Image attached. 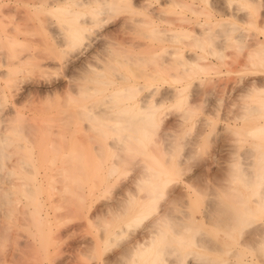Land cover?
Instances as JSON below:
<instances>
[{
    "label": "rangeland",
    "instance_id": "rangeland-1",
    "mask_svg": "<svg viewBox=\"0 0 264 264\" xmlns=\"http://www.w3.org/2000/svg\"><path fill=\"white\" fill-rule=\"evenodd\" d=\"M83 1L0 0V264H264V0Z\"/></svg>",
    "mask_w": 264,
    "mask_h": 264
},
{
    "label": "bare ground",
    "instance_id": "bare-ground-1",
    "mask_svg": "<svg viewBox=\"0 0 264 264\" xmlns=\"http://www.w3.org/2000/svg\"><path fill=\"white\" fill-rule=\"evenodd\" d=\"M68 2V1H67ZM87 1L85 0V1H83V3H86ZM106 2H109V0H100V2L98 3V5L95 7V8H93L89 13H90V22H99V20L101 21V18H100V14H102V13H104V12H106V10H107V5H109V7H110V4H106ZM81 4V3H80ZM65 9V8H64ZM91 9V8H90ZM65 10H67V9H65ZM109 10V9H108ZM70 12H73V13H75L76 14V11H72V10H69ZM87 12V11H86ZM79 14V13H78ZM72 19V18H71ZM80 22H82V20H80ZM74 23V22H73ZM76 23V22H75ZM86 25H87V23H86ZM85 26V25H84ZM66 27V26H65ZM78 26L77 25H75V24H71L70 25V29L72 30L71 31V33H70V41H71V43H73V44H75V45H77V44H82V42H83V33L82 32H80L79 30H81L82 31V29H86L85 27H82V28H80L79 30H78V28H77ZM88 28V27H87ZM90 29V28H89ZM153 29H155V28H153ZM90 87V86H89ZM89 87H87V89H89ZM138 87H139V85H138ZM143 87H144V85H143ZM136 88H137V86H136ZM140 88V87H139ZM123 89H125V88H123ZM141 89V88H140ZM126 90V89H125ZM124 90V91H125ZM131 90H133V89H131ZM176 90H178V88H176ZM179 90H181V89H179ZM126 92H129V91H126ZM134 92H135V89H134ZM181 92V91H180ZM180 92L178 93V94H180ZM132 93V91L130 92V94ZM175 93L177 94V92L175 91ZM116 94H117V92H116ZM126 94V96H127V94L128 93H125ZM175 94V95H176ZM118 95V94H117ZM129 95V94H128ZM133 95V94H132ZM131 95V96H132ZM116 96V95H115ZM121 96H123V94L121 95ZM125 96V95H124ZM125 96V97H126ZM163 102V99H159V100H153V99H151V95H144L143 97H141L139 100H136L135 99V102H133L132 103V105L131 106H126V105H124L121 109H119V111H120V113H125V112H127V111H130V108H132V107H134L135 106V108L137 109V110H139V111H144L143 113L144 114H146L145 113V111L146 110H149V111H146L147 112V114H146V116H144V118L145 117H147V116H149L150 115V117L151 116H153V114H154V112H155V109H156V107H157V105H159V104H161ZM127 104V103H126ZM160 108V107H159ZM104 110V109H103ZM110 111V110H109ZM104 112H106L107 113V111L105 110ZM149 114V115H148ZM133 115V114H132ZM127 116V115H126ZM137 116H138V114H137ZM140 116V115H139ZM131 117H134V118H136V116H131ZM263 117H264V115H263ZM124 118V117H123ZM126 118V117H125ZM133 118V119H134ZM149 117H147V119H148ZM128 119V118H127ZM146 119V118H145ZM151 119V118H150ZM149 120V119H148ZM141 121H143V119H142V117H141V119L140 118H137V120H133V121H131V120H129V124L130 125H136V124H138V123H140V125H138V126H141ZM153 121V120H152ZM120 123V122H123V120H120V119H118V121H117V123ZM118 123V124H119ZM127 123V124H128ZM152 123V122H151ZM143 124V123H142ZM120 125V124H119ZM145 125V124H144ZM121 126H124V125H122L121 124ZM137 126V127H138ZM262 126H264V123L262 124ZM120 127V126H119ZM132 127V126H131ZM144 127V126H143ZM124 128V127H123ZM126 128L128 129V128H130L129 126L127 127L126 126ZM136 128V127H135ZM141 128V127H140ZM139 127H138V129H140ZM120 129V128H119ZM261 129V128H260ZM120 130H123V129H120ZM144 132V131H143ZM260 134V133H259ZM145 135V134H144ZM125 140H127V139H125ZM129 140V139H128ZM140 140V139H139ZM141 143V142H140ZM120 145H122V144H120ZM118 147V145H116L115 144V148H117ZM117 149H121V150H124V149H126V148H123V147H118ZM153 183V182H152ZM154 185V184H153ZM137 193V192H136ZM135 193V194H136ZM133 194H134V192H133ZM142 194V193H141ZM140 194V195H141ZM132 195V194H131ZM133 196V195H132ZM139 196V195H138ZM130 197V196H129ZM141 197V196H140ZM261 201H260V205L262 204L263 205V197H261L260 196V198H259ZM256 200V199H255ZM258 200V199H257ZM259 201V200H258ZM146 203V202H145ZM148 205V204H147ZM220 209V208H219ZM242 209L243 210H241V212L243 213V218H244V221L246 220V218H247V216L248 215H250L249 213H250V210H249V207L247 206V205H245V206H243L242 207ZM161 211V210H160ZM221 211L222 212H224L223 214V217L222 218H226V221L227 222H230V221H232L233 220V215H235L233 212H232V214H231V211H229V209L228 208H224L223 206L221 207ZM239 213V212H238ZM146 214H147V212H146V205L144 204V206L142 207V209L141 210H139V213L132 219L133 221H135V222H140L141 220H143V218H145V216H146ZM239 214H241V213H239ZM251 214H252V212H251ZM164 213L162 212L161 214H159V212H157V214L154 216V218L152 219V221H151V223H150V225H151V227H153L154 229H152L151 230V232L149 233V235L151 236V238L153 237L154 238V236H155V234H156V232H157V229H159V227H160V224H162V221H164L165 222V220H166V218H163L164 217ZM165 216H167V215H165ZM183 216V215H182ZM209 216H211V214H209ZM237 216L235 215L234 216V219L236 218ZM241 217V216H240ZM176 218L177 219H180V217L179 216H176ZM239 218V217H238ZM165 219V220H164ZM241 219V218H240ZM183 220V219H182ZM243 221V220H242ZM246 222H247V220H246ZM259 223H261L262 224V222H259ZM178 225H180L181 227H183V225L182 224H179L178 223ZM258 225V224H257ZM255 229V231L253 232L255 235H259V236H263V234H264V224L263 225H260L259 224V226H258V228L256 229V227L254 228ZM177 232H179L178 230L176 231V233ZM252 232V231H251ZM155 233V234H154ZM249 234H251V233H249ZM249 236V235H248ZM251 236H252V234H251ZM254 237V236H253ZM150 238V239H151ZM152 238V239H153ZM250 238V237H249ZM255 238V237H254ZM257 238V237H256ZM256 238H255V240H253V241H256ZM259 238V237H258ZM151 239V240H152ZM248 239V238H247ZM190 240H192V242H195L197 245L199 244L198 243V241H202V243H203V240L202 239H199L198 240V238H194V236L190 239ZM258 240V239H257ZM153 241V240H152ZM180 242H182V241H180ZM178 243V242H177ZM184 243V242H183ZM204 243H205V241H204ZM203 243V244H204ZM151 244V243H150ZM179 244H181V243H179ZM148 244H147V242H137V244H136V248L137 249H141V250H145L146 249V246H147ZM199 245H201V244H199ZM194 253V252H193ZM238 252H236V254H237ZM142 254V253H141ZM240 254V253H239ZM153 255H155V254H153ZM195 255V254H194ZM243 256V255H242ZM155 257V256H154ZM187 257V256H186ZM186 257L183 259V261H182V264H206L205 262H206V260H204L203 258H201V256H194L192 259H195V260H193V263H190V262H187V259H186ZM147 258V257H146ZM152 259H154L155 260V258H153L152 257ZM201 260V261H198L197 262V260ZM259 259V258H258ZM243 260V259H242ZM164 263H166V264H171V261H170V259H168V258H165L164 259ZM195 261V262H194ZM252 261H254L253 259H246L245 260V262H243L244 264H252ZM151 262H153L152 260H151ZM242 263V264H243Z\"/></svg>",
    "mask_w": 264,
    "mask_h": 264
}]
</instances>
